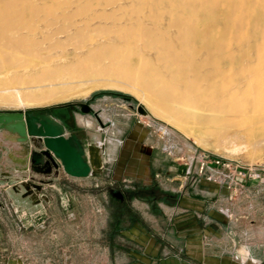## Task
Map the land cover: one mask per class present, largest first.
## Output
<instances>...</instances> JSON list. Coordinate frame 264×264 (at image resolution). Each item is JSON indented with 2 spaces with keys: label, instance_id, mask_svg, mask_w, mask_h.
I'll return each instance as SVG.
<instances>
[{
  "label": "rangeland",
  "instance_id": "obj_1",
  "mask_svg": "<svg viewBox=\"0 0 264 264\" xmlns=\"http://www.w3.org/2000/svg\"><path fill=\"white\" fill-rule=\"evenodd\" d=\"M215 1L222 3L221 11L215 12L222 18L213 27L214 39L195 29V40L188 36L192 26L188 7L193 5L197 15L214 0H0V24L16 28L18 21L23 35L45 30L51 19L56 31L73 30L69 36L54 34L66 42L64 47L45 41L36 63L0 68V111L45 109L62 119L60 112L71 107L76 121L72 130L86 143L102 141L113 147L106 157L102 152L104 163L96 173L82 178L62 173L60 183L47 192L50 201L41 206L2 189L0 197L7 206L0 209V260L20 259L25 264L140 260L148 255L135 236L138 231L133 234L135 230L129 228L130 214L118 210L122 196L133 197L143 225L139 231L153 233L155 226L163 229L168 220L165 206L176 209L182 189L192 192L204 179L194 175L202 154L247 164L264 161V0H248L238 10L237 1L243 0ZM231 3L236 9L231 7L233 16L224 21ZM124 35L137 37L140 50H127L125 40L119 38ZM168 44L174 48L170 53L180 46L183 51L184 45L186 62L200 66L201 77L195 79L191 73L189 89L178 85L183 98L176 95L180 89L165 66L168 56L161 54ZM234 57L237 60L226 70L215 62ZM87 103L110 118L106 128L81 110ZM130 103L135 108L142 105L148 114L137 113ZM129 120L131 129L137 133L142 129L147 137L130 138ZM180 123L190 126L201 141L187 137L178 129ZM141 143L155 146L153 171L159 174L156 181L161 188L154 193L141 187L145 172L128 161L133 147ZM134 179L140 181V189H132Z\"/></svg>",
  "mask_w": 264,
  "mask_h": 264
},
{
  "label": "crops",
  "instance_id": "obj_2",
  "mask_svg": "<svg viewBox=\"0 0 264 264\" xmlns=\"http://www.w3.org/2000/svg\"><path fill=\"white\" fill-rule=\"evenodd\" d=\"M6 146L7 143L0 142V163L12 175L8 187L0 183V193L2 189L10 192L17 175ZM112 148L110 145L104 149L105 157ZM161 149H166V145ZM193 189L192 192L182 189L177 213L175 207L165 206L168 220L163 229L155 226L157 230L153 229V233L140 232L139 225L132 229L133 234L138 231L135 236L145 246L148 256L120 264H241L236 256L242 248L247 256L244 264H264V180L248 183L239 197L226 187L204 179ZM1 199L4 200L2 196ZM4 260L0 264H12L14 260L16 264H25L20 259Z\"/></svg>",
  "mask_w": 264,
  "mask_h": 264
},
{
  "label": "flooded vegetation",
  "instance_id": "obj_3",
  "mask_svg": "<svg viewBox=\"0 0 264 264\" xmlns=\"http://www.w3.org/2000/svg\"><path fill=\"white\" fill-rule=\"evenodd\" d=\"M130 106L137 110V107L130 103ZM70 108L68 107L64 112L61 113V118L58 119L55 117L60 123L63 124V126L67 130L73 128L75 124V116L70 113ZM81 110L85 112L86 114L93 115V118L102 126L105 128L107 127V123L109 122L110 118H105L99 111L95 110L93 108V104L87 103L83 104L81 106ZM75 112V111H74ZM73 112V113H74ZM137 113H140L139 111ZM136 113V114H137ZM56 113H53V111L45 110V109H38L34 112V115L41 116V115H49V116H55ZM141 114V113H140ZM129 132L126 131L127 135L130 136V138L134 140H138L141 135V139H144L147 137V132L143 133L144 131L142 129L138 130V133L134 131L131 127H134L131 125V120H129ZM104 130L106 131V129ZM77 136L80 141H83V144L85 146V158L89 157L88 155V147L94 146L96 147L98 144L95 143H86L78 134L77 131L72 130L70 134H66L67 136ZM132 141V140H131ZM134 144V143H133ZM106 148V143H104ZM134 146V145H133ZM135 148L134 151H132V156L129 157L130 161L129 163L133 167H137L140 171L145 172V180L143 179V185H139L140 181L134 179L132 182H134V186L132 189H140L137 188L138 185L144 188L148 193H154V190L159 187L157 177L159 174L154 173L153 171V159H154V146L151 148L141 143L140 146L133 147ZM120 149V148H119ZM10 157H12L14 166L13 168L16 172V181L12 183V188L10 192L16 193L19 195L22 199L25 201H29L33 206H41L44 202L50 201L48 191L53 190L55 185L57 183H60V176L63 175L65 177L72 176L71 174L67 173L66 170H64L63 163L60 158L55 156L52 153L45 152L46 148L42 146V142L40 140H35L34 142H30L22 146L18 150H9ZM12 151V152H11ZM128 150L125 149L124 152H127ZM20 154V155H19ZM126 155V154H125ZM128 156V155H127ZM125 158V157H124ZM21 159V160H20ZM124 160V159H123ZM123 162V161H122ZM8 173V174H7ZM11 172L5 171L1 167L0 163V183H5L6 186H9V181L11 177ZM74 177V176H73ZM59 180V181H57ZM130 182V181H129ZM139 183V184H138ZM129 187L130 185H126ZM166 196H169V192L163 193ZM155 195V194H154ZM126 196V197H125ZM122 196L121 200H118V210H120V214H124L127 212V214H130V230L138 228V225L141 228L143 225L139 224V217H138V211H136L133 207L132 202V196L131 200H129V196L125 195ZM36 197V198H35ZM6 203L4 200L0 197V209H5Z\"/></svg>",
  "mask_w": 264,
  "mask_h": 264
},
{
  "label": "bare ground",
  "instance_id": "obj_4",
  "mask_svg": "<svg viewBox=\"0 0 264 264\" xmlns=\"http://www.w3.org/2000/svg\"><path fill=\"white\" fill-rule=\"evenodd\" d=\"M248 0H243V2H239L237 1L238 5L236 8L237 10L239 9V7H243L247 2ZM250 1V0H249ZM263 1V0H262ZM194 2V1H193ZM219 1L216 2L214 0V2H211L208 4L207 8H205L204 10L202 11H199L200 13H196L197 15H194L195 13V10L194 7H191L189 6V10H191L192 12V15H191V18H190V21H191V32L188 33V36L190 38H195V33H194V30L197 29L199 31H201V33H205V35H208L209 37L213 38V27L215 24H217L220 20V18H222L221 14L220 16L219 15H216L215 12L218 10L219 12L221 11V4L218 5ZM256 4V3H255ZM188 6V5H187ZM223 6V5H222ZM236 5H234L235 7ZM232 3L231 4H228L227 8L228 10L226 11V13L224 14V21H227L228 19H230L232 16H233V10H232ZM187 8V9H188ZM224 8V6L222 7ZM236 8H233V9H236ZM255 9V8H254ZM188 10V11H189ZM201 10V9H200ZM253 10V9H252ZM218 12V14H219ZM25 17V16H24ZM53 18V17H51ZM20 20H21V17H20ZM52 21H48V22H45L46 24V28L45 30H42L40 31L39 33L37 34H34L33 36H30V34H27V35H23L20 33V30L17 29V26L20 25V22H16L18 23L16 25V28H13L11 27L10 25L6 26L5 24H0V26L2 25H5V27L1 28L0 29V68L4 69V70H7L9 66H12V65H22L23 62H29L31 64L33 63H36V61L40 58V52L45 50V47L47 45H45V41H49L51 42L50 43V46H53L55 47L56 45L57 46H62L64 47L65 46V41L63 40H60L59 38L55 37L56 35H54L55 33H58V34H61V35H64V36H69L71 34V32L73 33V30L71 31V29L69 28H64L63 30H60V31H56L54 26H55V19H51ZM261 20L264 21V13L262 14V18ZM247 21V19H246ZM15 22V21H14ZM13 22V23H14ZM176 22V21H175ZM241 22H243L241 20ZM15 23V24H16ZM221 23V21H220ZM236 23V21H235ZM8 24V23H7ZM11 24V22H10ZM23 24V22L21 23V25ZM25 24V23H24ZM27 24V23H26ZM188 23H184V25L186 26ZM238 24V23H237ZM219 25V24H218ZM217 25V26H218ZM220 26V25H219ZM222 26V25H221ZM181 27V26H180ZM188 27V26H187ZM183 27L181 28H184V29H187ZM20 28V27H19ZM22 28V26H21ZM20 28V29H21ZM220 28V27H219ZM218 28V29H219ZM238 28V27H237ZM182 29V30H184ZM22 30V29H21ZM37 30V29H36ZM181 30V31H182ZM23 31V30H22ZM35 31V30H34ZM185 31V30H184ZM25 31H23L24 33ZM37 32V31H35ZM178 32V31H177ZM27 33V32H25ZM24 33V34H25ZM31 33V32H29ZM179 33V32H178ZM32 34H33V31H32ZM57 34V36H59ZM60 35V36H61ZM182 35V33H181ZM233 35V34H232ZM62 36V37H64ZM122 36V35H121ZM142 36V35H141ZM179 36V35H178ZM192 36V37H191ZM206 37V36H205ZM119 38H122L125 40L126 42V47H127V50L130 49V50H135L137 49L140 45L139 43L141 41H139V39H137V37L134 39L132 36H127V35H124V37H119ZM204 38V37H203ZM56 39V40H54ZM150 39V37H149ZM142 40V39H140ZM167 40V39H166ZM196 40V38H195ZM204 40V39H203ZM203 40L201 41L203 43ZM211 40V39H210ZM148 41V40H146ZM192 41V40H191ZM212 41V40H211ZM151 42V41H150ZM171 42V41H170ZM197 42V41H196ZM159 43V42H158ZM172 43V42H171ZM189 43V42H188ZM182 44V43H181ZM206 44V42H205ZM217 45V43H215ZM187 45V44H186ZM190 45V44H189ZM188 45V47H189ZM196 45V43H195ZM35 46V47H34ZM144 46V45H143ZM147 46V45H146ZM171 46V45H170ZM218 46V45H217ZM54 47H50V48H54ZM151 47V46H150ZM166 47V45H165ZM172 47V46H171ZM205 47V46H204ZM210 47V46H209ZM208 47V48H209ZM157 48V46H156ZM159 48V47H158ZM166 48L169 49L168 53L166 51ZM166 48H163V52H161V54H165L166 56H168V58L166 59V64L165 66H168L171 70V75H172V79L173 81L176 83L175 85H177V88L178 85L180 87H182L183 89L188 87L187 89H189V85H190V82L189 81V77H190V74L193 73V76L196 78L199 79V77H201V74L198 73L197 69L200 67H197L198 65H189L186 61H187V58H186V55L187 53L183 52L185 49L184 45H183V48L182 50L183 51H180L181 50V46H180V49L175 48L176 52H172L170 53V50L171 49H174V48H171L169 47V44H168V47ZM195 48V47H194ZM211 48V47H210ZM213 48H216L215 46H213ZM218 48V47H217ZM140 50V47L138 48ZM198 49V48H197ZM143 50V49H142ZM147 50H148V47H147ZM200 50V49H199ZM188 51V50H187ZM154 52V51H153ZM156 52V51H155ZM189 52V51H188ZM51 53V52H50ZM140 53V52H139ZM211 54V52H210ZM213 54V53H212ZM50 55L51 54H47L46 56L48 58H50ZM45 56V55H44ZM52 56V55H51ZM194 56V55H193ZM198 56V55H197ZM191 57V56H190ZM196 57V56H195ZM202 56H200L201 58ZM155 58V57H154ZM157 58V57H156ZM161 58V57H160ZM193 58V57H192ZM208 58V57H207ZM158 59V58H157ZM164 61V59H161ZM168 60V61H167ZM198 60V59H197ZM206 60V59H205ZM236 57L234 58H220L218 59L217 61H215L217 63V65H219V68L221 70H226V68L228 66H232L234 64V62L236 61ZM151 61V60H150ZM154 61V60H153ZM156 61V60H155ZM214 62V64H215ZM205 63V62H204ZM237 63V62H236ZM212 64V63H211ZM161 65V64H160ZM164 66V64H163ZM17 67V66H16ZM211 68V67H210ZM220 69L218 71H220ZM202 71V70H201ZM221 72V71H220ZM209 76V75H208ZM169 77V76H168ZM205 77V76H204ZM191 79V78H190ZM168 80H170V78H168ZM192 80V79H191ZM169 82V81H168ZM172 82V81H171ZM264 83V82H263ZM170 85V82L168 83ZM172 84H174L172 82ZM169 85L168 88H169ZM263 85V84H262ZM171 86V85H170ZM165 87V86H164ZM173 89V88H172ZM176 89V88H175ZM180 89V88H179ZM171 91V89H170ZM174 91V90H173ZM181 89L176 93V95H179L178 97L180 98H183V93L181 94ZM187 93V92H186ZM185 97V96H184ZM21 98V97H20ZM28 100V99H27ZM191 104V103H190ZM155 110V109H154ZM152 111V110H151ZM154 112V111H153ZM155 113V112H154ZM158 112L156 111L155 115L157 114ZM159 114V113H158ZM163 115V114H162ZM158 116V115H157ZM160 117V116H159ZM162 117V116H161ZM170 121V120H169ZM177 124V123H176ZM178 129L181 130L187 137H191V138H194L195 142L199 143L201 140L200 137H197L195 135V132L193 133V130L190 126H188L187 124H184V123H180L177 125ZM2 149V148H1ZM20 155V154H19ZM21 160V159H20ZM36 198V197H35Z\"/></svg>",
  "mask_w": 264,
  "mask_h": 264
},
{
  "label": "water",
  "instance_id": "obj_5",
  "mask_svg": "<svg viewBox=\"0 0 264 264\" xmlns=\"http://www.w3.org/2000/svg\"><path fill=\"white\" fill-rule=\"evenodd\" d=\"M137 110L141 114H148L140 104ZM35 111H0V142L7 143V149L18 150L27 143L40 140L46 148L45 152L60 158L64 170L74 177H88L102 168L104 144L89 146V157L85 158L83 141L75 135L66 137V128L55 116H36Z\"/></svg>",
  "mask_w": 264,
  "mask_h": 264
},
{
  "label": "built area",
  "instance_id": "obj_6",
  "mask_svg": "<svg viewBox=\"0 0 264 264\" xmlns=\"http://www.w3.org/2000/svg\"><path fill=\"white\" fill-rule=\"evenodd\" d=\"M196 165L194 175L226 187L236 195L244 193L248 183L264 180V161L247 164L204 153L198 157Z\"/></svg>",
  "mask_w": 264,
  "mask_h": 264
},
{
  "label": "clouds",
  "instance_id": "obj_7",
  "mask_svg": "<svg viewBox=\"0 0 264 264\" xmlns=\"http://www.w3.org/2000/svg\"><path fill=\"white\" fill-rule=\"evenodd\" d=\"M236 258L241 260V264H244V260L247 259V256L245 255V249H240Z\"/></svg>",
  "mask_w": 264,
  "mask_h": 264
}]
</instances>
